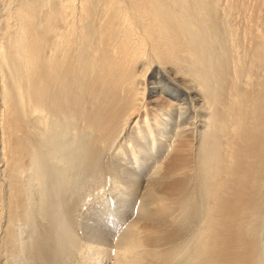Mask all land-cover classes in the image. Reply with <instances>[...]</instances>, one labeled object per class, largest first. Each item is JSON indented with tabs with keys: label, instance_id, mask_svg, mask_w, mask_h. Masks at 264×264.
I'll list each match as a JSON object with an SVG mask.
<instances>
[{
	"label": "bare ground",
	"instance_id": "obj_1",
	"mask_svg": "<svg viewBox=\"0 0 264 264\" xmlns=\"http://www.w3.org/2000/svg\"><path fill=\"white\" fill-rule=\"evenodd\" d=\"M0 4V264H264V0Z\"/></svg>",
	"mask_w": 264,
	"mask_h": 264
},
{
	"label": "rangeland",
	"instance_id": "obj_2",
	"mask_svg": "<svg viewBox=\"0 0 264 264\" xmlns=\"http://www.w3.org/2000/svg\"><path fill=\"white\" fill-rule=\"evenodd\" d=\"M4 11H5L4 6L0 4V15H2ZM102 184H103L102 188H99L98 190L92 189L93 192L91 195L87 192L84 193L82 196L81 194L78 195L79 199L73 208L74 217H73V225H72L74 231L73 232L74 238L75 239L77 238L76 239L77 246L78 245L83 246L85 244L84 243L85 241L94 242L93 244H95L94 246H96V248H98L99 246H103V245L97 246L96 244L98 242H96V239L94 240V238H92L93 240H87L88 238L86 234H90L91 230L94 232L96 231L97 232L96 234L108 233L110 231L109 230L110 218L108 217V212L109 211L112 212L118 209L117 207L120 205V199L117 195V190L115 191L113 188L112 176L107 175V177H105V179L103 180ZM124 200L129 201L128 198H124ZM129 214L130 213L128 212L127 215ZM127 215L124 217L123 220L128 221L130 219V217ZM103 252L102 255L101 250H97L95 248L92 252L89 251L88 248H86V251L84 252V248H81V254L84 253V255H82L81 258L78 257L75 253L73 254V257H71L72 252H71V256L70 255L69 256L73 258V262L75 261V264H89V262L90 264H111V260H108L110 259V254L108 252L106 253L105 251ZM65 258L66 256H64L63 259Z\"/></svg>",
	"mask_w": 264,
	"mask_h": 264
}]
</instances>
